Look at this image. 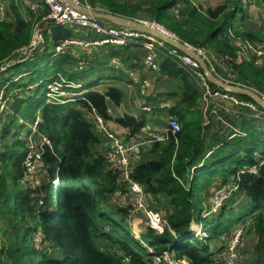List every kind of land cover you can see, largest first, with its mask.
I'll list each match as a JSON object with an SVG mask.
<instances>
[{
  "label": "trees",
  "instance_id": "trees-1",
  "mask_svg": "<svg viewBox=\"0 0 264 264\" xmlns=\"http://www.w3.org/2000/svg\"><path fill=\"white\" fill-rule=\"evenodd\" d=\"M177 1L150 0V14L154 20L192 45L205 47L220 56H233L234 46L228 36L229 29L250 39L264 38V33L252 32L241 24L247 18L245 13L239 17L237 29L231 25L223 28L224 21L233 16L234 7L237 6L234 1L219 0L218 5L205 10L194 6L191 0H183L177 9ZM103 2L119 4L115 0H99L102 5ZM19 5L15 0H9V12L13 20H0V61L30 41L33 27L42 15H35L34 11L27 9L31 18L26 20ZM122 10L119 7L118 11L113 12L128 16ZM170 11L180 15L181 23L172 22ZM184 26L193 31H188ZM76 30L82 34L78 28ZM77 31L61 25L54 26L51 36L46 38L49 39L48 43L56 46L65 39H71ZM136 46L117 47L112 55H119L122 60L129 59L132 49L129 52H125V49H134ZM56 55L51 63L46 61L40 66L42 73H46L48 67L52 69L47 85L53 81L61 82L62 79L75 82L84 77L79 73L86 69L77 67L81 56L74 57L67 50ZM32 57L33 61L35 56ZM38 61L36 57L31 64V74L39 66ZM159 68L156 80L161 81V85L163 81L171 80L172 90L162 86L177 99L171 112L182 127L176 135L177 143L172 139L169 146L161 148L156 145L152 153L159 159L146 158L133 169L132 177L145 185L147 192L154 197V202L161 195L168 198L173 206V212L167 217L170 228L156 234L145 227L140 233L141 239H138L132 235V228H129L127 209L112 200L114 179L105 170L104 157L96 147L99 137L87 116L94 108L110 123L111 118L105 112V97H110L115 105H119L122 97L120 90L109 87L105 95L90 90L82 95L83 98L67 103H46V93L37 96L41 84L35 87L33 94L25 95L24 92L19 93L20 87L31 90L32 84L28 83L31 78L26 84L18 83V78L13 81V87L12 83L9 84L11 90L17 89L10 95L8 102V107L10 105L13 108L12 114L9 119L0 118V220L5 218L11 227L10 231L2 230L4 237L0 243V253L5 258L3 264H154L147 246L156 251L170 247L177 257L186 258L190 264H204L211 260L214 249L221 247L231 236L237 224H244L247 228L241 240L245 257L240 264H264V124L247 128L243 126L244 136L229 139L224 133L217 132L213 134L215 137L210 136L215 139L213 144L205 148L200 121L197 124L192 120L198 95L192 77L166 57L160 60ZM233 68L240 82L259 91L264 89V66L257 68L252 63L243 62L233 64ZM44 77L48 76L45 74ZM152 88L154 93L151 103H155L162 90L155 84ZM238 96L249 99L242 94ZM19 115L25 124L18 121ZM36 120L37 128L33 126ZM145 122V115L140 114L138 117L124 115L113 123L118 129L128 130L124 136L129 138L139 132ZM19 125H25L26 129V125L32 126L49 140L43 146L41 160L47 167L46 184L44 179L41 180L42 184L36 185L25 178L23 160L28 138L23 141L17 137ZM9 134L11 139H6ZM204 150H208L209 155L204 156L201 166L195 167L198 164L195 162ZM252 165H257V175L245 173L239 180L237 194L242 196V200L246 198L244 204H239L232 212V198H228L217 215L203 217L206 209L198 197L201 207L198 215L195 214L194 198L198 191L201 192L204 186L211 183L212 193L216 182L224 184L239 169ZM55 179H58L56 184ZM215 179L218 181L214 182ZM40 187L46 192L45 208L35 211L36 202H33L31 194ZM226 209L231 214L228 217L223 216ZM10 213L19 216L18 222L10 218ZM27 215L31 222L27 221ZM207 217H215L214 225L213 220L207 222L209 224L201 222ZM191 219L206 229V236L201 240L197 238V242L191 235L194 232L190 230ZM105 225L110 226L109 232L104 230ZM249 230L255 237L252 244L247 239ZM36 236L41 237L39 242L35 240ZM248 244L250 246L246 247Z\"/></svg>",
  "mask_w": 264,
  "mask_h": 264
},
{
  "label": "built area",
  "instance_id": "built-area-1",
  "mask_svg": "<svg viewBox=\"0 0 264 264\" xmlns=\"http://www.w3.org/2000/svg\"><path fill=\"white\" fill-rule=\"evenodd\" d=\"M23 1L28 10H36V4L33 1ZM39 1L44 6L46 12L35 23L30 41L26 45L17 47L12 54L0 62V72H6L10 67L31 58L39 45L44 43V38L51 36V28L54 26H73L81 31L84 38L73 37L63 40L55 46V53H62L70 46L85 48L88 52H90L89 50L92 46L100 45H115L117 47L137 45L145 48L146 50L144 49L145 53L142 59V71L130 70L128 72L131 83L139 87L140 93L144 97L147 96V89L153 87L156 82L160 69V54L162 57H166L176 63L178 67L185 69L189 76L195 79L200 88L198 102L201 112V134L211 127L213 123L211 122L212 118H218L223 121L220 113L222 111L235 114L236 110L239 109L248 112L251 116L264 119V110L256 102L250 98L239 97V93L237 92L214 85L203 73L198 61L193 56L167 44L156 36L135 28L115 23L112 24L110 21L91 17L74 9L64 0ZM75 1L80 3L79 0ZM228 1L237 3L234 10L238 7L246 9L248 3V0ZM87 6L93 8L91 5ZM4 11L5 0H0V12ZM137 20L142 24L157 29L166 37L185 44V46L206 63L207 69L217 79L228 84L250 88L262 95L257 89L240 82L236 71L232 67L233 64L243 62L252 63L257 68L263 67L264 38L250 39L236 34L234 30L229 29L228 36L234 46V55L225 54L220 56L205 47L191 45L179 38L174 31L154 19L148 22L142 19ZM72 52L74 53V48ZM121 61L122 59L119 55L111 57L112 66H118ZM84 64L85 59H79L78 68L84 70L91 65L84 67ZM11 81H7L0 88V114L7 108L10 94H6L5 88H7L8 83ZM69 87L78 89L81 88V85L72 84L64 79L60 83L53 81L47 85L46 96L52 97L60 101V103L83 98L81 90H74L70 93L69 89H67ZM159 89L162 90V97L158 98L157 109L167 112L170 104L167 96L164 95L166 94V90L162 87ZM262 96L264 97V95ZM142 109L150 110V106L144 105ZM106 114L109 117L113 116L111 106H107ZM92 117L97 127L96 134L99 137L96 147L104 157L106 172H109L114 179L113 202L127 209V216L132 229H134L133 226H135L137 215H140L145 227L151 229L156 234L163 233L170 228L168 219L160 211L156 202H154V197L147 192L145 185L132 177V171L139 163L148 158L143 159L145 154H152V150L156 145H166L170 136H173L177 143L176 135L182 127L180 121L175 116L166 114L163 126L157 127L152 123H145L134 136L125 138L124 135L118 132L116 126L112 125L111 122H107L94 108H92ZM241 134L245 135L246 133L243 131ZM45 143L48 142L42 134L39 135L38 140H30L23 160L25 178L35 184L38 183L37 172L40 162H42V152ZM245 173L257 175V165L239 169L220 189L212 192L208 198L209 210L205 212L206 215L213 214L212 212L219 210L226 203L228 198L238 188L240 176ZM57 181L55 182L57 183ZM246 230V225L237 224L231 236L221 247L214 249L211 260L204 264H240L245 257L241 249V240ZM140 231L136 233L138 236L134 234L136 238L139 237ZM194 231L197 232L196 230ZM133 232L135 231L133 230ZM147 250L151 253V260L154 264H190L186 258L177 257L170 247H167L165 250L156 251L147 246Z\"/></svg>",
  "mask_w": 264,
  "mask_h": 264
},
{
  "label": "rangeland",
  "instance_id": "rangeland-1",
  "mask_svg": "<svg viewBox=\"0 0 264 264\" xmlns=\"http://www.w3.org/2000/svg\"><path fill=\"white\" fill-rule=\"evenodd\" d=\"M15 1L18 3V5L20 4L19 5V8H20V11L22 12V14L24 16H26L27 14H29V13H27V8L25 7V4H24V1L23 0H15ZM115 1L118 2L119 4H114V3L111 4L109 2H103L104 5H102V4L99 3V0H96V1L95 0H79L80 3H84L86 5H91L92 7H95V8H98L100 10L107 11V12H111V13H115L113 11H118L119 10V7H120V8L123 9L122 11L126 15H128L127 17H132V18H136V19H142V20H144L146 22L152 21L154 19V17L150 14V4H149L150 3V0H115ZM173 11L176 13L175 10H173ZM174 12H171L170 11V13H169L170 14L169 16H170L172 22L181 23L180 22L181 21L180 15H176ZM241 14H242V10H240L239 8L235 9V11L232 14L233 15L232 18L231 19H226L224 21L223 28H225V29L226 28H229L230 25H231L233 27V29H237V27H238V19L241 16ZM112 24H113V22H112ZM65 27L72 28L73 30L74 29L76 30V28L73 27V26H69V27L68 26H65ZM184 27H186V26H184ZM187 30L188 31H193V29H191V28H187ZM74 35H76L75 37H78V38H84L82 35H80L79 32L78 33H74ZM79 36H82V37H79ZM48 40L49 39L45 37L44 43H41L39 45V47L37 48V50L34 52V55L33 56H35V59H36V57L39 58V61H38V64L37 65H39L40 63H41V65L44 64L45 63V59L48 56V53L51 51V46L48 44ZM47 44H48L47 51L43 55H41V52H43L47 48ZM43 46H44L45 49L43 48ZM75 48H80V47H75ZM80 49H84L85 50V54L83 56H81V58H80V59H82V58L85 59V64H84L85 66L84 67L92 64L95 61V56L93 55L92 51H90V50H92V47L89 50L90 52H88V50H86L85 48H80ZM144 49L145 48H141L139 46H136L134 49H132L129 52V54H131L133 56L134 55H140V56L143 57V53H145V50H146V49L145 50ZM69 50L72 51L73 49H69ZM74 50H76V49H74ZM37 51H38V53H36ZM32 58H34V57H32ZM51 58H53V57H51ZM162 58L163 57L160 54L159 55V62H160V60ZM34 60L33 61H30L29 60V61H26V62H21L19 64H16L15 66H13V67H11V68L8 69L7 75L10 73L12 77L18 76L19 77V79H18L19 83H25V84H26V82H28L29 78L33 75L34 76L33 79L31 77V79H30L31 81L28 82V83H31L32 84L31 90H27L25 88H21L20 87L19 93L20 92H24L25 95L33 94L35 87L38 84H41V86L39 88V91H38V95H37L38 97H40L41 95H44L46 93V91L48 90L46 88L47 79L50 78L52 69L50 67H48L47 68V72L46 73H42V70H43L42 67L38 66L36 69H34V74L28 73L24 77L23 76L22 77L20 76L21 73L27 71V69L32 68L31 64L34 62ZM96 63H94V64L96 65ZM90 67H92V66H90ZM106 67H107V65H106ZM106 67L104 66L102 68H104V71L108 72V70H110L109 68H111V66H109L107 68ZM95 72H96V70L93 69L92 70V73H95ZM45 74L48 77H44ZM0 75H2V72H0ZM7 75L5 74L4 76L6 77ZM1 77L3 78V75ZM237 78H238V76H237ZM44 80H46V81H44ZM124 80L127 83H129V81H130L128 79V77H124ZM191 80H192V82L195 83V85H196V87L198 89V95H197V97H198L199 96V93H200L199 85L195 81L194 78L193 79L191 78ZM57 82L60 83V81H57ZM160 83H161V81H159V80L157 81L156 80L155 87H159V86L160 87H163L164 86L165 88H167V89L170 88L171 90L173 88V86L171 85V80L163 81L162 82V85L163 86ZM112 84H116V83L111 82V83L107 84V83L104 82V84L100 86L101 87V92L104 91V88H107L108 86H110ZM88 86H91V85L89 84ZM132 86H134L135 88L137 87V89H139L137 85H132ZM11 87H13V85ZM67 89H69V92L70 93L73 92L74 90L75 91L81 90V89H71V88H67ZM15 91H17V89L11 90L9 88V90L6 91V94L7 95H9V94L11 95L12 94L13 95L15 93ZM259 92L262 95H264V89H261ZM109 100H110V102L112 104L114 103L113 100L110 97H109ZM134 100L135 99L133 98V94L130 97H127V96L126 97L125 96L123 97L122 101H123L124 106L127 107L126 110H129L130 109V106L132 105V101H134ZM45 102L46 103H60V101H58L56 99H53L52 97H48V96H46V101ZM67 102H65V103H67ZM107 106H109V105L106 103V108H107ZM7 107H8V105H7ZM8 108H9L8 110L7 109H4L1 112L2 114H0L1 115L0 118L7 117L9 119V117L12 114L13 108L10 107V105H9ZM40 108H41V106L39 107V110H40ZM5 110H6V112H5ZM86 111H88V110H86ZM236 111L237 112L235 114L226 113L224 111L220 112L223 121L219 120L218 118H212L211 122H213V123H212L211 127L208 130L204 131L203 134H201L202 143H203V145H204L205 148L208 149L209 145L213 144V141H215V139H213V137L211 138L210 136L213 135V134H215V133H217V132H219V133L222 132V134L224 133V135L227 136L226 139H229V138H231L233 136H244L243 134H241L243 131H245V129L243 128V126H245L247 128V127H250V126L253 127V125H263L264 124V119H262L261 117L251 116L248 112H246L244 110H239L238 109ZM105 112H106V110H105ZM124 114H126V113H124ZM136 117H138V116H136ZM87 119L93 125V130L95 132H97V127H96L95 121L93 120V117H92V110H91V112L89 111V114L87 116ZM192 120H193V122H195L197 124L199 123V121L201 119H200V114H199L198 111H194L193 112V114H192ZM18 121L21 122V123H24V121H22L21 115H19ZM37 122L38 121L36 120L35 124H33V126H35L36 128H37ZM29 125H26L28 129H26L25 125H21V126L19 125L18 128H20V129H19V131L16 132L17 137L20 138V139H22L23 141L24 140H27V138H28L27 145H28V143H29L30 140H38L39 139V135H41L40 133H38L35 130L34 127L29 126ZM29 128H31V129H29ZM234 129H236V131H234ZM13 130H14V128L11 129V132H13ZM0 132H1V130H0ZM27 132H28V134H27ZM229 136H231V137H229ZM44 137L47 139L46 136H44ZM6 139H11V135L9 134ZM172 139L174 140V137L173 136H170L169 139H168V141H167V144L166 145H159V147L162 148V147L169 146V144H170V142H171ZM47 142L49 143V140L48 139H47ZM2 146H3V144L1 145V148H2ZM208 155H209L208 150H204L202 152V156L197 160V162H195V163H198V164L195 165V167L201 166L202 163H203V161H204L203 158H205L204 156H208ZM146 157H150V158H153L155 160H158L159 159V157L157 155H154L153 153L152 154H145L143 159H145ZM210 157H211V155H210ZM46 168L47 167L42 162H40L39 169H38V172H37L38 173V183L37 184H39V185L42 184V182H41L42 179H44V183L45 184L48 181V176L46 175ZM102 169H103V172H104V168H102ZM214 176H212L213 179L215 178ZM216 181H218V180L215 179L214 182H216ZM54 183H56V182L54 181ZM101 183H103V181H101ZM210 184H209V186H204L202 188L201 192L198 191V193L196 194V196L194 198V201H195V210L194 211H195V214L196 215H198V213L200 212V207H201L200 204H199V202H198V197L200 199H202L203 205L205 206V209H206V212L209 210L208 198L211 196L210 195L211 194L210 191L212 190L211 189L212 188V184L211 185ZM222 185L223 184L219 185L218 183H216L215 185H213V189H214L213 192H215L218 189H220V187ZM238 185H239V182H238ZM208 190H209V192H208ZM237 192H238V188L229 197V198H232V203L231 204L234 207L233 209H231L232 212H234V210L237 209V207L239 206V204H244L246 202V198H243V200H242V196L238 195L239 193L237 194ZM45 193H46L45 190H43L42 187H40L37 191H34L33 194H31L32 197H33V202H36V203H34V205H35V211H39V209L45 208V203H44ZM156 204H157L158 208L160 209V211L163 213V215L165 217H168L173 212V206L170 204V202L168 201V198L165 197V196H162L161 195L160 198L157 199ZM109 208L111 209V207H109ZM218 212H219V210H217L215 212H212L213 214H211V215H217ZM3 214L5 215V213H3ZM4 215H3V217H4ZM9 215H10V218H14L16 220L15 222H18V220H19V216L18 215H13L12 213H10ZM230 215L231 214H230L229 209H226V210L223 211V216L224 217H228ZM203 216H207V215L203 212ZM27 217H28L27 221L31 222L30 221L31 219L29 218V215H27ZM110 218L113 219L114 217L113 216H110ZM214 218L215 217H212V218L211 217H207V218L201 220V222L203 224H206L207 222H211V220H213V224L212 225H214V223H215V219ZM3 219L4 220H0V243L2 242L3 237H4V233H2V230L3 229H7V230L10 231V229H11V227L8 225V223H6L5 218H3ZM207 224H209V223H207ZM144 225H145L144 222H141V220H139V221L136 220L135 227L131 231L132 235H134V233H137V231H140L142 229L143 230L140 231V233L143 232L144 231V227H145ZM189 225H190V230L191 231H194V230L197 231V232H195V231L194 232H191V233H193L191 235L193 236V239H194L195 242L199 241V239L201 240V238H203V236H206V233H205L206 229H205V227L200 226L194 220L192 221V219H191V222L189 223ZM129 228L131 230V227H129ZM104 230L106 232H109L110 226L109 225H105L104 226ZM133 230L135 232H133ZM197 238H199V239H197ZM138 239H141L140 234H139ZM247 239H249V244H252L253 240L255 239V237L253 236V232L251 230H249L248 233H247ZM35 240L39 242L41 240V237L40 236H36ZM221 243H222V241H221ZM249 244L246 247L250 246ZM149 248L154 249L153 247H149ZM0 261H1L0 264H3L5 262L4 255L1 254V253H0Z\"/></svg>",
  "mask_w": 264,
  "mask_h": 264
},
{
  "label": "crops",
  "instance_id": "crops-1",
  "mask_svg": "<svg viewBox=\"0 0 264 264\" xmlns=\"http://www.w3.org/2000/svg\"><path fill=\"white\" fill-rule=\"evenodd\" d=\"M31 1H33L36 4V10L34 11V14L35 15L42 14V15H40V18H41L43 16V14L45 13L44 12L45 11L44 6L40 3L39 0H31ZM182 1L183 0L177 1V3H176L177 9L182 5V3H183ZM191 3L194 6H196L197 8H201V9L205 10L208 8H213V6L218 5L219 0H191ZM238 8L240 10H242V13H245L244 15L247 16V18L245 17V19L241 22V24L243 23L244 27L248 28V30H251L252 32H255L258 34H263L264 33V22H263V19H264V0H248L246 9H241L240 7H238ZM233 11H235V10H233ZM27 13H29V14L24 16V18L26 20H29L31 18V15H30L31 13L28 12V10H27ZM40 18H39V20H40ZM0 20H6V21H12L13 20V17L11 16V14L9 12V0H5V11L0 12ZM48 44L51 46V51L48 54H50V53L51 54L47 56V58L45 59V62L48 61V63H51L52 60L54 59V57L56 58V56H57L56 54H58V53L54 52L55 46L53 44H51V43H48ZM48 44H47L46 49L43 46V48L45 50L43 52H41V55H43L47 51ZM73 48L76 49V50H74V53L71 50H69V49H73ZM131 49H133V48L125 49L126 50L125 52H129ZM66 50L69 51L68 53L70 55H72L74 57H78V58L85 54L84 49L75 48L72 46H70ZM116 50H117V46H115V45H113V46H107V45L92 46V50H90V51H92L93 55L95 56V61L90 65L92 67L89 66L90 68L88 67L85 70V72L79 73V75L84 76V77H82V79L75 81V82L71 81V83L72 84H80L81 85L80 89H81V92H83V95L87 91H90V90H94V91L99 92L100 94L105 95L109 87H115L122 92V97H121V101H120L119 105H114V103L112 104L109 100V97H107V96L105 97L106 103L112 107L113 116L110 117L111 118L110 122L112 125H114L113 122L116 118L122 117L124 115L136 117V116H139L140 114H144L146 117L145 123H152V124L156 125L157 127L163 126L164 121L166 119V114H171V115L175 116L171 112V110L173 108H175L174 106L177 103V99L175 97L171 96L168 92H166L167 93L166 96H167V100L169 101L170 108L168 109L167 112L158 110L157 109L158 102L155 101V103H151V97H153L152 93H154V90L152 87H149L147 89V96L144 97V95L140 93V90L137 89V87L135 88L134 86H132L135 84L131 83V81H129V83H127L124 80V77H128V72L130 70L141 71L143 69V66H142L143 57L140 55H136V56H133V55L130 56L129 55L128 56L129 59L122 60L118 66H112L111 65V57L116 56L114 54L112 55V52H115ZM143 56H144V53H143ZM48 57H49V60H48ZM51 57H53V58H51ZM30 61H32V59ZM94 63H96V65ZM106 65H107V67L111 66V68H109L110 70H108V72L104 71V68H102L104 66L106 67ZM39 66H41V63L39 64ZM93 69L96 70L95 73H92ZM30 72H31V70L27 69V71L21 73L20 76L24 77ZM7 73H8L7 71L2 73L3 78L1 77L2 75H0V88L3 86V84L5 82H7V80L11 79L12 81L9 82L7 85V89H9V87H10L9 84L12 83L11 85H13V83H14L13 81H15L19 78L18 76L12 77L10 73L7 75ZM5 74L7 75L6 77L4 76ZM128 79H129V77H128ZM104 82L107 84L114 82L116 84H112V85L108 86L107 88H104V91L101 92L100 86L103 85ZM89 84L91 86H88ZM132 94H133V98L135 99L134 101H132L133 106L131 105L130 109L126 110L127 107L124 106L122 99L124 96L130 97ZM159 97H162V96L160 95ZM144 105L150 106V110H143L142 107ZM195 111L199 112L200 119H201V112L199 110L198 97L196 99ZM124 113H126V114H124ZM200 125H201V120H200ZM117 130L122 135H125L128 133V130H126V129L121 130V129L117 128ZM136 220H138V221L141 220V222H142L140 215H137ZM133 227H135V226H133Z\"/></svg>",
  "mask_w": 264,
  "mask_h": 264
},
{
  "label": "water",
  "instance_id": "water-1",
  "mask_svg": "<svg viewBox=\"0 0 264 264\" xmlns=\"http://www.w3.org/2000/svg\"><path fill=\"white\" fill-rule=\"evenodd\" d=\"M64 1L66 3H68L70 6H72L74 9H76L79 12H82L86 15H89L91 17H97V18H100L103 20L113 22L115 24L124 25L127 27L135 28V29L141 30L143 32L152 34V35L156 36L157 38H159L160 40L166 42L167 44H169L173 47H176L185 53L190 54L191 56H193L198 61L203 73L209 78L211 83H213L214 85L220 86L221 88H225V89H228L230 91L237 92L239 94H242V95L250 98L251 100L256 102L261 107V109L264 110V97L262 95H260L258 92L254 91L250 88L228 84V83H225V82L217 79L207 69L206 63L197 54H195L187 46H185V44H183L182 42L166 37L164 34L159 32L157 29H155L153 27H149L145 24H142L136 18L127 17V16L117 14V13L107 12V11L100 10L98 8H95V7L90 8L86 4L78 3L75 0H64Z\"/></svg>",
  "mask_w": 264,
  "mask_h": 264
},
{
  "label": "clouds",
  "instance_id": "clouds-1",
  "mask_svg": "<svg viewBox=\"0 0 264 264\" xmlns=\"http://www.w3.org/2000/svg\"><path fill=\"white\" fill-rule=\"evenodd\" d=\"M82 4H84V3H82ZM93 8H94V7H93ZM99 19H100V18H99ZM26 61H27V60H26ZM24 62H25V61H24ZM14 66H15V65H14ZM12 67H13V66H12ZM10 68H11V67H10ZM7 71H8V70H7ZM2 73H4V72H2ZM7 81H9V80H7ZM5 83H6V82H5ZM5 83H4V84H5ZM4 84H3V85H4ZM78 89H80V88H78ZM45 95H46V94H45ZM56 180H58V179H55V181H56ZM57 182H58V181H57ZM55 184H56V183H55Z\"/></svg>",
  "mask_w": 264,
  "mask_h": 264
},
{
  "label": "bare ground",
  "instance_id": "bare-ground-1",
  "mask_svg": "<svg viewBox=\"0 0 264 264\" xmlns=\"http://www.w3.org/2000/svg\"><path fill=\"white\" fill-rule=\"evenodd\" d=\"M135 234V236H138V235H136V233H134Z\"/></svg>",
  "mask_w": 264,
  "mask_h": 264
}]
</instances>
